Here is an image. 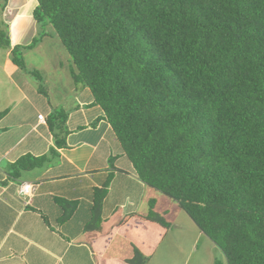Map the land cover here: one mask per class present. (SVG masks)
<instances>
[{
  "label": "trees",
  "instance_id": "16d2710c",
  "mask_svg": "<svg viewBox=\"0 0 264 264\" xmlns=\"http://www.w3.org/2000/svg\"><path fill=\"white\" fill-rule=\"evenodd\" d=\"M36 3L40 31L29 44L11 47L0 30L11 62L26 70L24 51L51 26L75 87L89 89L137 177L175 202L227 264H264V0ZM62 114L49 117L51 130ZM47 162L23 156L11 176ZM153 205L146 218L167 227ZM128 263L147 258L135 250Z\"/></svg>",
  "mask_w": 264,
  "mask_h": 264
},
{
  "label": "crops",
  "instance_id": "0c3cea01",
  "mask_svg": "<svg viewBox=\"0 0 264 264\" xmlns=\"http://www.w3.org/2000/svg\"><path fill=\"white\" fill-rule=\"evenodd\" d=\"M46 30L24 51L51 49L42 54L50 55L52 69L49 55L39 67L52 79L45 90L11 62L10 51L0 52V264H130L135 250L147 264H179L187 244L202 242L210 251L209 238L187 214L137 177L89 89L75 87L69 54L52 27ZM58 77L64 83L54 84ZM54 111H62L64 124L51 130ZM26 155L48 162L13 178L10 165ZM22 184L33 185L31 196L18 194ZM151 201L167 227L146 218ZM184 228L193 241L172 245L170 237L180 240L176 233Z\"/></svg>",
  "mask_w": 264,
  "mask_h": 264
},
{
  "label": "rangeland",
  "instance_id": "374dc122",
  "mask_svg": "<svg viewBox=\"0 0 264 264\" xmlns=\"http://www.w3.org/2000/svg\"><path fill=\"white\" fill-rule=\"evenodd\" d=\"M36 5H37L36 0H0V30L8 32V36L10 30L11 32V37L9 38L10 43L19 42L22 45L29 44L30 41H32L33 37L38 35L40 31V26L36 23V21L32 16L33 10L36 7ZM8 25L10 26V28L8 27ZM42 50L51 51V49H48L46 46H44L43 48L40 47V49L36 52L35 51L30 52L29 54L27 53V55H24L23 53V59L26 70L20 69V71L25 73L30 78L29 81L33 83H37L41 87V89H44L43 88L45 87L44 84L50 82L52 79L47 77L46 71L44 73L39 68L44 63V57H47L49 55V54H45V56H43ZM4 51L5 50H2V48L0 47V52H4ZM2 54L0 53V61ZM50 59L51 58L49 55L48 63L45 62L47 63V65H49L48 71L52 69V65H53V63L50 62ZM33 70H36L38 72V77L32 75L31 72ZM28 71L31 74H29ZM70 75L69 73L61 74L59 77L70 76ZM59 77L53 82L54 84L64 83L63 79ZM32 79L34 81H32ZM3 81L4 80L2 78L1 63H0V83H2ZM185 216L186 218H188L187 215ZM176 234H177V239L180 238V240H176L174 239V237H170L172 245L177 243L182 244L183 242L186 243L189 239L192 242L193 238H195L194 234L191 233V229L188 230L187 228L179 230V232H177ZM207 242H209L211 246V249L208 252H206L205 247L202 246V242L196 241L195 245H193L192 248H191V243L189 245L187 244V247L186 245H184V248L186 247L185 249L186 254L184 259H182L179 264H215V262H218L219 264H227V261L222 251H220V249L216 247L211 242V240Z\"/></svg>",
  "mask_w": 264,
  "mask_h": 264
},
{
  "label": "built area",
  "instance_id": "2783aa9c",
  "mask_svg": "<svg viewBox=\"0 0 264 264\" xmlns=\"http://www.w3.org/2000/svg\"><path fill=\"white\" fill-rule=\"evenodd\" d=\"M38 119L42 122H44V118L42 115H39L38 116ZM32 192H33V186L30 185V184H22L19 189H18V194L21 195V196H31L32 195Z\"/></svg>",
  "mask_w": 264,
  "mask_h": 264
},
{
  "label": "bare ground",
  "instance_id": "6f19581e",
  "mask_svg": "<svg viewBox=\"0 0 264 264\" xmlns=\"http://www.w3.org/2000/svg\"><path fill=\"white\" fill-rule=\"evenodd\" d=\"M33 186V185H32Z\"/></svg>",
  "mask_w": 264,
  "mask_h": 264
}]
</instances>
